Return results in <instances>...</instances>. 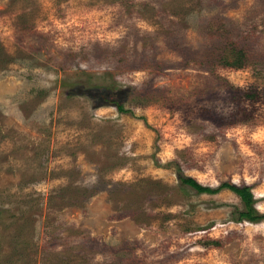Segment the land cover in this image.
<instances>
[{
  "label": "rangeland",
  "instance_id": "rangeland-1",
  "mask_svg": "<svg viewBox=\"0 0 264 264\" xmlns=\"http://www.w3.org/2000/svg\"><path fill=\"white\" fill-rule=\"evenodd\" d=\"M179 177L264 214V0H0V264H264Z\"/></svg>",
  "mask_w": 264,
  "mask_h": 264
},
{
  "label": "trees",
  "instance_id": "trees-1",
  "mask_svg": "<svg viewBox=\"0 0 264 264\" xmlns=\"http://www.w3.org/2000/svg\"><path fill=\"white\" fill-rule=\"evenodd\" d=\"M116 109L119 112H123L124 109L121 104H115ZM179 181L183 185H189L196 191L197 194H216L220 190L227 189L238 196L242 203V209H237L235 212L238 214L237 221L247 220L249 222H258L264 220V214H258L254 208V196L250 188L246 185L236 186L232 184H222L218 189L212 190L208 187L202 186L192 178L179 177Z\"/></svg>",
  "mask_w": 264,
  "mask_h": 264
}]
</instances>
